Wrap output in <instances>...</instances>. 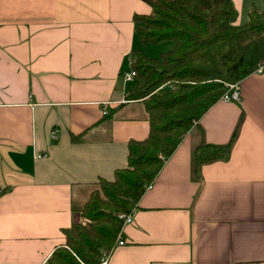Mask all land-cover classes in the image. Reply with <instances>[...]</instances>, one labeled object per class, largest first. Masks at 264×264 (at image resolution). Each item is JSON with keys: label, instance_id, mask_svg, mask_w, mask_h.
Wrapping results in <instances>:
<instances>
[{"label": "crops", "instance_id": "crops-1", "mask_svg": "<svg viewBox=\"0 0 264 264\" xmlns=\"http://www.w3.org/2000/svg\"><path fill=\"white\" fill-rule=\"evenodd\" d=\"M232 2L236 24L264 9ZM151 10L146 0H0V264L46 263L95 183L128 165L129 140L149 134L143 100L128 97L139 79L124 72L143 48L134 16ZM259 65L241 101L218 99L165 159L108 264H264ZM235 131L229 156L197 176L195 147Z\"/></svg>", "mask_w": 264, "mask_h": 264}, {"label": "trees", "instance_id": "trees-1", "mask_svg": "<svg viewBox=\"0 0 264 264\" xmlns=\"http://www.w3.org/2000/svg\"><path fill=\"white\" fill-rule=\"evenodd\" d=\"M149 13H136L142 43L171 40L173 47L160 57L141 48L132 51L131 68L140 82L129 98L142 99L150 120L149 134L128 142V165L115 170L113 179L95 183L79 207L84 219L64 229L65 242L46 264H99L112 251L120 231L122 212L137 207L165 159L185 134L227 90L264 63V9L255 5L249 19L234 22L232 0H146ZM203 141L193 152L194 172L204 163L226 159L233 145Z\"/></svg>", "mask_w": 264, "mask_h": 264}, {"label": "built area", "instance_id": "built-area-1", "mask_svg": "<svg viewBox=\"0 0 264 264\" xmlns=\"http://www.w3.org/2000/svg\"><path fill=\"white\" fill-rule=\"evenodd\" d=\"M261 65L258 66V69H261ZM124 77L127 80H134L137 77L136 71L134 69H130L124 72ZM227 90L221 95L220 99L224 101H241L242 99V84L241 81L227 83ZM153 182L147 185V188L152 187ZM135 209L130 212H122L119 214V217L123 219V225L133 221ZM119 244H124L125 240L122 238L121 234H119L115 246ZM114 246V247H115ZM114 249V248H113ZM112 251H104L101 257V261L99 264H108L109 257ZM46 264V263H43Z\"/></svg>", "mask_w": 264, "mask_h": 264}, {"label": "rangeland", "instance_id": "rangeland-1", "mask_svg": "<svg viewBox=\"0 0 264 264\" xmlns=\"http://www.w3.org/2000/svg\"><path fill=\"white\" fill-rule=\"evenodd\" d=\"M167 44H172V41H161V42H148L143 43L142 50L149 56V57H160L163 50L168 49ZM140 80L132 83V84H138ZM96 188V185L93 187ZM92 190V189H91ZM84 219V218H83ZM85 220V219H84Z\"/></svg>", "mask_w": 264, "mask_h": 264}]
</instances>
